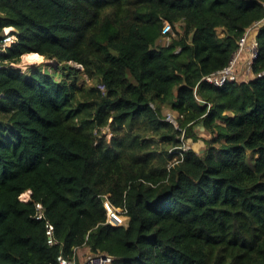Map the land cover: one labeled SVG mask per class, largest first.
Masks as SVG:
<instances>
[{
  "label": "trees",
  "instance_id": "obj_1",
  "mask_svg": "<svg viewBox=\"0 0 264 264\" xmlns=\"http://www.w3.org/2000/svg\"><path fill=\"white\" fill-rule=\"evenodd\" d=\"M263 18L264 0H0V264H264V25L251 79L202 81Z\"/></svg>",
  "mask_w": 264,
  "mask_h": 264
},
{
  "label": "built area",
  "instance_id": "obj_2",
  "mask_svg": "<svg viewBox=\"0 0 264 264\" xmlns=\"http://www.w3.org/2000/svg\"><path fill=\"white\" fill-rule=\"evenodd\" d=\"M264 25V18L259 22L251 25L246 29L243 35L238 41V46L233 54L231 60L228 64L219 71L212 73L204 78L202 81L205 83L215 86L222 87L225 84L232 82H242L247 81L252 78V64L256 60L258 55V43L256 40L259 28ZM16 41V30L13 28L4 29L3 37L0 41V54L4 53L9 49ZM258 76H261L259 74ZM165 121L177 126L174 116L170 113L165 114ZM183 150L185 145L182 146ZM36 208L40 211L41 206L36 205ZM103 209L106 214V224L112 227L126 226L128 222V217L125 211L122 209L114 208L108 200L103 202ZM42 218L41 212L36 216L37 220ZM48 227V244H54L51 239L52 228L50 225ZM58 264H116V259L112 256L104 254H87L82 260L78 261L75 257L71 259L58 258Z\"/></svg>",
  "mask_w": 264,
  "mask_h": 264
},
{
  "label": "rangeland",
  "instance_id": "obj_3",
  "mask_svg": "<svg viewBox=\"0 0 264 264\" xmlns=\"http://www.w3.org/2000/svg\"><path fill=\"white\" fill-rule=\"evenodd\" d=\"M161 43L162 44H166V42L163 40V41H161ZM41 63H44V60H43V58L41 57V59H40V61H38L37 60V57H36V61L35 62H27L25 59H24V56L21 58V60H20V63L18 64V65H16V67L17 68H20L21 70H23V71H26L29 67H31V66H35V65H39V64H41ZM86 84L87 85H90L88 82H86ZM165 114L166 113H170L169 111H165L164 112ZM171 114V113H170ZM173 115V114H172ZM195 133L197 134V135H199V136H201V137H204V138H206L207 137V134H206V132L202 129V128H200L199 126H197L196 128H195ZM103 134H105V135H107L108 137H109V131H108V129L107 128H105L104 130H103ZM184 145H185V149H186V147L187 148H189V149H192L193 151H195L196 153H198L200 150H203V148H204V143L201 141V140H199L198 142H196V143H193L192 141H190V140H186L185 142H184ZM28 193H26V194H23L22 196H21V199L22 200H27L29 197H28ZM81 253H82V255L81 256H85V255H87V254H84L85 253V251L84 250H82L81 251Z\"/></svg>",
  "mask_w": 264,
  "mask_h": 264
},
{
  "label": "bare ground",
  "instance_id": "obj_4",
  "mask_svg": "<svg viewBox=\"0 0 264 264\" xmlns=\"http://www.w3.org/2000/svg\"><path fill=\"white\" fill-rule=\"evenodd\" d=\"M24 59L27 62H35L36 61V55L35 54L26 55V56H24Z\"/></svg>",
  "mask_w": 264,
  "mask_h": 264
},
{
  "label": "crops",
  "instance_id": "obj_5",
  "mask_svg": "<svg viewBox=\"0 0 264 264\" xmlns=\"http://www.w3.org/2000/svg\"><path fill=\"white\" fill-rule=\"evenodd\" d=\"M28 55H30V54H28ZM24 56H26V55H24ZM37 57V56H36ZM202 152V150H200L198 153H201Z\"/></svg>",
  "mask_w": 264,
  "mask_h": 264
},
{
  "label": "clouds",
  "instance_id": "obj_6",
  "mask_svg": "<svg viewBox=\"0 0 264 264\" xmlns=\"http://www.w3.org/2000/svg\"><path fill=\"white\" fill-rule=\"evenodd\" d=\"M29 194V193H28Z\"/></svg>",
  "mask_w": 264,
  "mask_h": 264
}]
</instances>
